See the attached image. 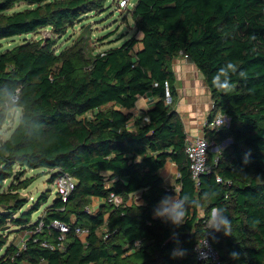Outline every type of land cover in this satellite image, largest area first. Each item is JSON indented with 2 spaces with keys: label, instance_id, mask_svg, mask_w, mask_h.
Wrapping results in <instances>:
<instances>
[{
  "label": "trees",
  "instance_id": "16d2710c",
  "mask_svg": "<svg viewBox=\"0 0 264 264\" xmlns=\"http://www.w3.org/2000/svg\"><path fill=\"white\" fill-rule=\"evenodd\" d=\"M106 1L0 0V41L43 28L63 36ZM20 4L27 7L14 11ZM130 11L141 37L93 57L78 45L56 52L49 37L0 52V126L9 110L21 111L0 140V264H211L197 262L193 251L207 233L224 264H264V0H137ZM179 56L197 67L210 91L207 121L218 113L229 120L222 130L205 128L211 147L231 143L209 153L211 173L199 185L172 108L171 64ZM229 61L238 70L230 73L233 91L224 94L212 79ZM146 93L157 97L154 106L136 114ZM167 160L178 173L181 224L156 217L174 194L160 173ZM25 169L49 171V184L61 174L75 181L66 200L56 195L35 222L50 194L28 208L19 192L34 179H20ZM139 192L140 203H125ZM111 194L120 206L107 202ZM93 199L99 204L88 212ZM213 210L217 228L208 226ZM54 221L68 231L52 227ZM8 223L29 231L22 247L7 243ZM77 227L88 233L76 236Z\"/></svg>",
  "mask_w": 264,
  "mask_h": 264
},
{
  "label": "rangeland",
  "instance_id": "374dc122",
  "mask_svg": "<svg viewBox=\"0 0 264 264\" xmlns=\"http://www.w3.org/2000/svg\"><path fill=\"white\" fill-rule=\"evenodd\" d=\"M137 0H130L125 6H121L120 0H107L101 9L88 12L70 28L65 35L55 36L50 28H43L38 33H33L25 37H14L11 39H4L0 41V52L6 49H11L14 46L20 45L26 41H37L42 38H52L55 40L54 50L61 52L75 45L82 46L84 54L87 57H93L97 53H102L110 48L121 46L127 39L133 35L140 37L134 29V23L131 16V9ZM26 5L20 4L14 8V11H20L26 8ZM12 114L0 126V140L3 141L8 138L11 132L18 124L21 111L19 108L9 110L8 115ZM7 115V117H8ZM224 143V142H223ZM229 143L220 145L219 149L224 148ZM212 147L211 153H218L219 149ZM216 149V150H215ZM14 171H19L15 167ZM50 174L45 170H28L25 169L21 180H28L33 178L34 181L27 190H21L19 194L28 199V208H32L36 201L43 193H49L48 202L41 205V208L32 215V221L35 222L37 218L44 212V209L56 197L57 191L55 184H49ZM9 179L5 184L10 183ZM175 182V181H174ZM173 182V183H174ZM176 185V183H174ZM33 198V199H32ZM91 205H93L91 203ZM94 206V205H93ZM96 206V205H95ZM17 216V215H15ZM210 227L217 228L219 221L216 219L208 224ZM4 231L8 236L7 243L14 244L19 247L23 246V239L28 236L29 231H24L8 223L4 227ZM2 252L0 253V256Z\"/></svg>",
  "mask_w": 264,
  "mask_h": 264
},
{
  "label": "crops",
  "instance_id": "0c3cea01",
  "mask_svg": "<svg viewBox=\"0 0 264 264\" xmlns=\"http://www.w3.org/2000/svg\"><path fill=\"white\" fill-rule=\"evenodd\" d=\"M171 70L175 77L176 90V96L172 108L179 116L186 134V143L197 137H205V122H207L208 116L213 109V102L210 91L204 81L202 74L197 69V67L187 57L184 56H179L172 62ZM156 99L157 97L153 96L151 93H146L141 96L136 102V114L150 110L154 106ZM1 108L2 107H0V110ZM9 117L13 118V115L9 114L8 118ZM160 173L164 179L165 186L171 188L174 194L168 201L158 205L156 217L166 224L172 222L181 224L183 222L185 212L180 209L179 205V186L176 183L178 173L175 164L171 163L170 160H167L166 165L160 171ZM173 182L176 183V185H174ZM28 188L29 187L23 189V191L27 190ZM133 202H141L140 192L134 194L125 201V203L128 205ZM92 204L94 206L90 205V208L95 211L99 201L93 199ZM173 210L176 213H182L178 221L175 219Z\"/></svg>",
  "mask_w": 264,
  "mask_h": 264
},
{
  "label": "built area",
  "instance_id": "2783aa9c",
  "mask_svg": "<svg viewBox=\"0 0 264 264\" xmlns=\"http://www.w3.org/2000/svg\"><path fill=\"white\" fill-rule=\"evenodd\" d=\"M130 0H120V5L125 6L129 3ZM165 101L167 104L171 103L170 93H169V86L168 83L165 82ZM13 102L17 101V97H14L12 99ZM5 107L8 108V105L5 104ZM11 115V114H10ZM217 121H220L219 124H217ZM229 120L222 114L218 113L216 117L211 122H205V127H208L211 130H222L223 128L228 127ZM225 144L231 143V140H226L224 142ZM224 143L221 144L224 145ZM228 144V145H229ZM212 143L207 140L205 137H197L193 139L190 142H187L185 145V154L188 160L189 164V171L191 174V177L196 185H199V179L202 175L210 174L211 173V166L209 165V153L212 149ZM219 146V147H221ZM217 147L216 149H219ZM225 147V146H224ZM215 149V150H216ZM217 158L215 157L213 160V163L216 164ZM216 182L222 183V179L219 176H216ZM54 184L56 186L57 195L62 198L63 201L66 200V197L72 192L75 186L74 179L67 175V174H61L56 177L54 180ZM225 184L230 185V181H226ZM107 202L115 205L116 207L121 205V198L118 196H115L114 194H111L109 198L107 199ZM88 212H92L93 210L88 207ZM218 220L217 212L216 210H213L211 213V217L208 221V224L212 221ZM209 226V225H208ZM52 227L59 229L61 232H67L68 229L63 225L58 223L57 221H54L52 224ZM42 229V223H39L36 230L33 231L34 233L41 232ZM32 232V234H33ZM76 236H82L84 234L88 233V230L85 228H75L74 230ZM41 246L43 248L48 249H54V247L47 242L43 241L41 242ZM195 258L197 262H207L211 264H224L221 262L219 252L213 247V245L210 242V233H207L194 247L193 249Z\"/></svg>",
  "mask_w": 264,
  "mask_h": 264
},
{
  "label": "clouds",
  "instance_id": "9594fccd",
  "mask_svg": "<svg viewBox=\"0 0 264 264\" xmlns=\"http://www.w3.org/2000/svg\"><path fill=\"white\" fill-rule=\"evenodd\" d=\"M237 65L232 63L231 61L226 63V66L220 67L217 72L214 74L212 79L213 86L218 90L223 92L224 94H229L233 91L235 85L231 82V75L237 74ZM241 78L245 77L244 72L238 73ZM223 78V79H222ZM147 108V105H146ZM150 118L145 117V121L147 122ZM220 121H217V124H219ZM139 160V158H138ZM174 212V210H173ZM175 219L178 221L180 219V216L182 213H176L174 212ZM223 223L227 224V221H223Z\"/></svg>",
  "mask_w": 264,
  "mask_h": 264
}]
</instances>
